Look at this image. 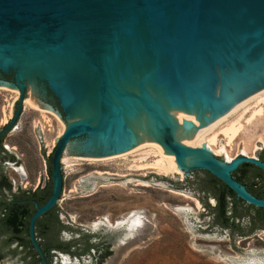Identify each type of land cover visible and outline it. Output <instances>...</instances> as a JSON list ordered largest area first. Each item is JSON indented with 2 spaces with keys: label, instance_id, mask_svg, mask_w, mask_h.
Segmentation results:
<instances>
[{
  "label": "water",
  "instance_id": "95a60500",
  "mask_svg": "<svg viewBox=\"0 0 264 264\" xmlns=\"http://www.w3.org/2000/svg\"><path fill=\"white\" fill-rule=\"evenodd\" d=\"M9 70L0 86L19 92L18 107L0 134L25 90L66 123L51 151V194L28 224L40 264L34 223L57 203L65 153L166 150L182 173L205 169L264 207L232 176L243 162L264 170V160L220 159L191 136L264 87V0H0V71ZM44 85L60 109L41 99Z\"/></svg>",
  "mask_w": 264,
  "mask_h": 264
},
{
  "label": "rangeland",
  "instance_id": "374dc122",
  "mask_svg": "<svg viewBox=\"0 0 264 264\" xmlns=\"http://www.w3.org/2000/svg\"><path fill=\"white\" fill-rule=\"evenodd\" d=\"M9 90L0 88V129L12 117L18 97ZM25 96L31 105L23 103L22 113L2 140L16 160L3 167L13 190L34 189L49 180L47 158L60 128L54 112L35 101L37 96L27 90ZM252 106L249 104L239 117L241 125L234 138L228 139L222 130L242 109L205 133L209 137L216 132L212 142L216 157L227 160V156L234 158L244 152L259 157L264 150V112L245 119ZM140 151L143 149L124 158L94 162L78 160L80 155L75 153L63 155L66 160L62 161L63 185L58 205L62 207L63 221L72 227L67 230L66 243L74 240L70 245L79 249L83 244L81 232L110 231L111 250L103 264H245L253 258L261 260L260 264L264 262V223L246 234L221 227L204 204L207 201L213 205L214 198L206 197L197 183L187 180L194 179L193 173H160L150 167L156 154L148 152L140 159ZM178 207L186 209L180 211ZM134 213L140 214L141 221L131 234L127 233L125 222L120 228H112ZM95 222L101 224L93 227ZM246 223L244 219L243 227H247ZM1 252L0 264H24L21 249L11 253L3 248ZM57 253H52V264L57 261L55 255H69L71 261L67 263L71 264H96L94 254L88 252Z\"/></svg>",
  "mask_w": 264,
  "mask_h": 264
},
{
  "label": "trees",
  "instance_id": "16d2710c",
  "mask_svg": "<svg viewBox=\"0 0 264 264\" xmlns=\"http://www.w3.org/2000/svg\"><path fill=\"white\" fill-rule=\"evenodd\" d=\"M2 153L3 156H2ZM0 157L12 159L13 155L7 153L2 146L0 136ZM259 158L264 160V150L259 154ZM47 171L49 180L43 186L34 189L19 190L12 192L8 196L0 195V253L3 248H8L9 252L15 253L20 244L32 247L28 237V224L36 204L42 205L50 196L52 191L51 153L48 155ZM194 179H187L192 183H197L198 190L205 193V196L214 198L215 203L210 205L207 201L205 206L214 214L215 223L221 227H229L240 234H246L262 226L264 223V207H257L246 203L236 196L218 177L205 169L194 170ZM203 174V177L200 176ZM249 175L248 178L246 176ZM232 176L243 183L247 190L257 197L264 198V170L258 166L243 162L232 172ZM257 178V181L255 179ZM9 186L6 174L0 166V189ZM44 219L46 221H44ZM247 219V227H243L242 221ZM35 236L40 238V246L43 251L59 246L62 249L68 248L67 244L59 243L57 239V217L53 212V207L44 214L36 218L34 223ZM18 242H17V241ZM13 242H17L16 247H11ZM87 250V248H86ZM32 256L29 264H39L40 258Z\"/></svg>",
  "mask_w": 264,
  "mask_h": 264
},
{
  "label": "bare ground",
  "instance_id": "6f19581e",
  "mask_svg": "<svg viewBox=\"0 0 264 264\" xmlns=\"http://www.w3.org/2000/svg\"><path fill=\"white\" fill-rule=\"evenodd\" d=\"M0 88L6 89V90L10 89L9 91L15 93L16 95L18 93L17 90L12 89V88H9L7 86H0ZM31 103L32 102H31V100L29 98H26V100L24 101V104L26 106L29 105V104L31 105ZM251 103H253V106L250 107V109L248 110L249 111V114L245 118L246 120H250L252 118H255V117H257L258 115H261L264 112V106H263L264 105V87L260 88L259 90L251 93L247 97H245L242 100H240L239 102L235 103L233 106H231L224 113L217 115L215 118H213L212 120H210L208 123H206L200 129H198L196 132H194L191 136L194 137L196 140H198L200 143H202V145H201L202 147L207 148L211 152L212 151H215V150H213L212 142L214 141L216 132L213 133V135H211L209 137H206L205 136L206 135L205 133L207 131L210 132V130L215 125H217L221 121L225 120L228 116L233 115V113H235L238 109H239V112L242 109L241 112L233 120H231L230 122H227V126L225 128H223V130H222L228 136V139H231L236 134L237 130L239 129V127L241 125V123H239V119L241 118L240 116L243 114L244 111H246L248 105L251 104ZM42 112H44V111H42ZM50 112H51V110H50ZM54 114H55L54 116H56V118L60 122V128L58 129L57 135H56V137H59V135H61L62 131L66 128V123L63 122L59 118V116L57 115V113L54 112ZM244 117H245V114H244ZM142 149H143V151L142 152L140 151L141 152V156L139 157L140 159L143 158V157H145V155L148 152H152V153L156 154L155 155L156 158L154 159V161L152 163H150V165H151L150 167L155 168L158 172L164 173V174H168V173H179V172H181L180 169H179L178 164L176 163V161L171 157V155L166 150H160V149H154V148H148V147H139V148L132 149V150H129V151H125V152H122V153H118V154H115V155H105V156H98V155L79 156L76 159H78V160H85V161H89V162L105 161V160H111V159H116V158H124L127 155L132 154V153L137 152V151L142 150ZM220 149H223V147H221ZM91 151L93 153H97V151H93V150H91ZM218 153H220L219 150H218ZM243 154H246V153L244 152ZM230 159H232V158H230L229 156H227V160H230ZM65 160H66L65 158L62 159L63 163H64ZM138 166H140V165L138 164L136 167H138ZM142 183H144V182H142ZM176 209L181 211L182 209H186V208L185 207H178ZM140 221H141L140 214L139 213L138 214H135L134 213V214H132V216H129L124 221H118V222H116L115 225H117V224H124V222H126L127 223L126 224V227H127L128 231H129L128 234H131L132 231H133V229H135V227H137L136 225H139L140 224ZM102 223L108 224V221L107 220H102ZM99 224H101V222H95L93 224V227H97V226H99ZM257 260H254V258H253L252 260L245 261L244 263L245 264H260L259 261H261V260H258V261ZM63 261L64 262L65 261H68L67 257H63Z\"/></svg>",
  "mask_w": 264,
  "mask_h": 264
},
{
  "label": "flooded vegetation",
  "instance_id": "af4514ba",
  "mask_svg": "<svg viewBox=\"0 0 264 264\" xmlns=\"http://www.w3.org/2000/svg\"><path fill=\"white\" fill-rule=\"evenodd\" d=\"M0 77H3L5 79H12L13 80V71H11V70H9L7 72L0 71ZM42 90H43L44 97L42 96L41 99L47 101L53 107H55L57 109H60L59 108L58 99L49 90V88L46 85H44V87H42ZM17 94H18V97L16 99V103L14 104L12 117L14 116V114H15V112L17 110V107H18L19 92ZM25 95H26V90H25V94H24V99L22 100L23 103L26 100L25 99L26 98ZM23 103H22V106H21V110H20L19 114L17 115V118L15 119V121L13 122V124L11 125V127L8 128L6 131H4L2 134H0V136L2 137V140L4 138V135L7 133V131L9 129H11L15 125L16 120L18 119V117L22 113L23 108H24ZM12 117L10 118V120L6 124H8L11 121ZM6 124H5V126H6ZM2 129H0V131ZM2 146H3V143H2ZM3 149L7 153H9L7 151V149H6L5 146H3ZM3 154L4 153H2V156H3ZM10 161L12 163H16V160L14 159V156H13L12 159H9V158H1L0 157V166L2 167V169H3L4 165H6V163H9ZM6 177H7V175H6ZM257 178L258 177H256L255 181H257ZM7 180H8V178H7ZM17 191H19V190H13L12 189L11 182L9 181V186L1 187V189H0V195L8 196L10 193L17 192ZM60 197H61V192H60L59 198ZM59 198L57 200L56 205L53 206V212L56 214V217H57V232H56V235H57L58 242L59 243L67 244L68 245V248L62 249L59 246H57V247H54V248L46 249V251H43L42 250L43 251V254H44V257H45V260H46V262L44 264H52V253H57L58 250L65 251V252H70V253H73V254H77L79 252L80 253L81 252H88V255H90V254L93 255L94 254V256H95V263L96 264H103V261L109 255L110 250H111L110 249V245L112 243V240H111L112 237L110 235V231H106L105 233L98 232V233H95V234H92L89 230H88V233L81 232V237H82V240H83L82 247L79 248V249H73L74 246H71L70 244L73 243L74 240H70L68 243L65 242V239L68 236L67 230L70 229V228H72V227L69 225V222L68 221H66V222L63 221V219L61 217V210H60V208H62V207L61 206L59 207V205H58ZM44 221H46V220L44 219ZM259 227H263V226H259ZM76 229H79L80 230V227H76ZM28 237H29V233H28ZM36 239H37V242H38V244L40 246V241H39L40 238L36 237ZM17 242H13L12 245H14V247H16L17 246ZM40 248H41V246H40ZM86 248H87V250H86ZM18 249H21V256H22V261L24 262V264H26L31 259L32 256L37 257V255L34 254V251H36V249L34 248L33 245H32V247H28L27 245L25 246L24 244H20L18 246ZM2 254L3 253L1 252L0 253V256ZM59 254H60V252H59ZM38 256H39V254H38ZM55 256H56V259H57V261H56L55 264H71L70 262L67 263V261H65V262L63 261V257H67L68 261H71L70 258H69V255L68 256L55 255ZM39 258H40V256H39ZM39 264H40V261H39Z\"/></svg>",
  "mask_w": 264,
  "mask_h": 264
}]
</instances>
